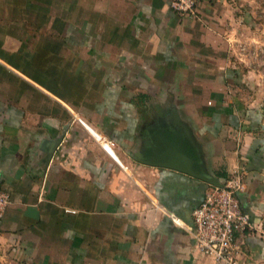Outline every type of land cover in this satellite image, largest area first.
I'll list each match as a JSON object with an SVG mask.
<instances>
[{"label": "crops", "instance_id": "crops-1", "mask_svg": "<svg viewBox=\"0 0 264 264\" xmlns=\"http://www.w3.org/2000/svg\"><path fill=\"white\" fill-rule=\"evenodd\" d=\"M168 1L0 0V264H218L190 231L198 174L239 178L245 264H264V118L233 71L235 1Z\"/></svg>", "mask_w": 264, "mask_h": 264}, {"label": "built area", "instance_id": "built-area-1", "mask_svg": "<svg viewBox=\"0 0 264 264\" xmlns=\"http://www.w3.org/2000/svg\"><path fill=\"white\" fill-rule=\"evenodd\" d=\"M200 0H169V8L180 16H194ZM87 132L88 126L79 120ZM93 136L99 138L95 133ZM106 145V146H105ZM104 147L109 148L107 142ZM223 186L210 185L204 199L192 211L191 235L199 251L218 264H245L244 234L251 229L250 217L242 210L237 197L241 182L229 176ZM10 202L5 191H0V222Z\"/></svg>", "mask_w": 264, "mask_h": 264}, {"label": "rangeland", "instance_id": "rangeland-1", "mask_svg": "<svg viewBox=\"0 0 264 264\" xmlns=\"http://www.w3.org/2000/svg\"><path fill=\"white\" fill-rule=\"evenodd\" d=\"M234 68L241 94L264 118V0H234ZM245 100L243 103H245Z\"/></svg>", "mask_w": 264, "mask_h": 264}, {"label": "water", "instance_id": "water-1", "mask_svg": "<svg viewBox=\"0 0 264 264\" xmlns=\"http://www.w3.org/2000/svg\"><path fill=\"white\" fill-rule=\"evenodd\" d=\"M191 173L197 175L194 172H191ZM197 176H199L202 179H204L210 185L219 186V187H222L223 186V182L221 180H219L217 177L210 176V175H201V174H198Z\"/></svg>", "mask_w": 264, "mask_h": 264}]
</instances>
